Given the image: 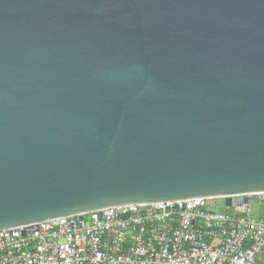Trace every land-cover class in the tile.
I'll list each match as a JSON object with an SVG mask.
<instances>
[{
	"label": "water",
	"instance_id": "95a60500",
	"mask_svg": "<svg viewBox=\"0 0 264 264\" xmlns=\"http://www.w3.org/2000/svg\"><path fill=\"white\" fill-rule=\"evenodd\" d=\"M252 195L264 0H0V230Z\"/></svg>",
	"mask_w": 264,
	"mask_h": 264
},
{
	"label": "built area",
	"instance_id": "2783aa9c",
	"mask_svg": "<svg viewBox=\"0 0 264 264\" xmlns=\"http://www.w3.org/2000/svg\"><path fill=\"white\" fill-rule=\"evenodd\" d=\"M217 199L129 204L3 229L0 264H255L264 247V210L256 216L255 204L264 200L234 197L228 211L213 207Z\"/></svg>",
	"mask_w": 264,
	"mask_h": 264
},
{
	"label": "rangeland",
	"instance_id": "374dc122",
	"mask_svg": "<svg viewBox=\"0 0 264 264\" xmlns=\"http://www.w3.org/2000/svg\"><path fill=\"white\" fill-rule=\"evenodd\" d=\"M255 202H256V201H255ZM255 202H254V203H255ZM213 207H214L215 209H222V208H225V209L231 211V206H225L224 199H222V198H218V199H217V202H215V204L213 205ZM226 207H227V208H226ZM228 208H229V209H228Z\"/></svg>",
	"mask_w": 264,
	"mask_h": 264
},
{
	"label": "crops",
	"instance_id": "0c3cea01",
	"mask_svg": "<svg viewBox=\"0 0 264 264\" xmlns=\"http://www.w3.org/2000/svg\"><path fill=\"white\" fill-rule=\"evenodd\" d=\"M255 210H256V212H255L256 216H260L264 210V204L263 203H256L255 204ZM231 211H233L232 208H231ZM255 264H258V263H255Z\"/></svg>",
	"mask_w": 264,
	"mask_h": 264
}]
</instances>
